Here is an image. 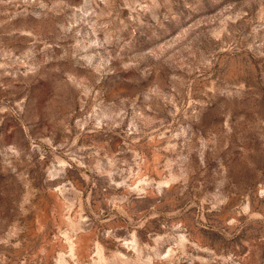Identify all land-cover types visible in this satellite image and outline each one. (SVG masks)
Returning <instances> with one entry per match:
<instances>
[{"label":"rangeland","instance_id":"obj_1","mask_svg":"<svg viewBox=\"0 0 264 264\" xmlns=\"http://www.w3.org/2000/svg\"><path fill=\"white\" fill-rule=\"evenodd\" d=\"M0 264H264V0H0Z\"/></svg>","mask_w":264,"mask_h":264}]
</instances>
